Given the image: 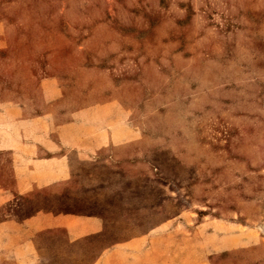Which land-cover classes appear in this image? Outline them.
I'll list each match as a JSON object with an SVG mask.
<instances>
[{
	"label": "rangeland",
	"instance_id": "1",
	"mask_svg": "<svg viewBox=\"0 0 264 264\" xmlns=\"http://www.w3.org/2000/svg\"><path fill=\"white\" fill-rule=\"evenodd\" d=\"M0 24V264H264V0H0ZM71 115L94 154L58 157Z\"/></svg>",
	"mask_w": 264,
	"mask_h": 264
},
{
	"label": "crops",
	"instance_id": "2",
	"mask_svg": "<svg viewBox=\"0 0 264 264\" xmlns=\"http://www.w3.org/2000/svg\"><path fill=\"white\" fill-rule=\"evenodd\" d=\"M0 30H2V24H0ZM75 122L74 116L71 115L69 120L58 124V157L64 155L79 156L80 149H83L82 153L85 155L94 154L92 151H86L89 147L80 143L85 138L79 137L78 127H76ZM91 147L93 149V144Z\"/></svg>",
	"mask_w": 264,
	"mask_h": 264
}]
</instances>
